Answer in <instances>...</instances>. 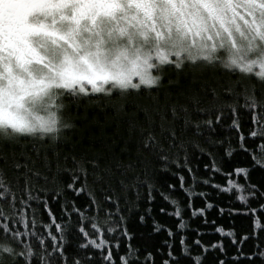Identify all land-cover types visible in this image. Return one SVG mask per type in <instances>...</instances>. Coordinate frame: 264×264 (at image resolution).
<instances>
[{"label": "trees", "instance_id": "1", "mask_svg": "<svg viewBox=\"0 0 264 264\" xmlns=\"http://www.w3.org/2000/svg\"><path fill=\"white\" fill-rule=\"evenodd\" d=\"M232 64L54 88V125L0 126V264H264V70Z\"/></svg>", "mask_w": 264, "mask_h": 264}, {"label": "rangeland", "instance_id": "2", "mask_svg": "<svg viewBox=\"0 0 264 264\" xmlns=\"http://www.w3.org/2000/svg\"><path fill=\"white\" fill-rule=\"evenodd\" d=\"M102 2L114 7L110 14L19 17L34 35L0 43L1 127L46 129L55 123L54 88L97 94L135 81L148 86L168 63L222 54L264 70V0Z\"/></svg>", "mask_w": 264, "mask_h": 264}, {"label": "flooded vegetation", "instance_id": "3", "mask_svg": "<svg viewBox=\"0 0 264 264\" xmlns=\"http://www.w3.org/2000/svg\"><path fill=\"white\" fill-rule=\"evenodd\" d=\"M111 1L118 2V0ZM113 9L112 5H103L102 0H0V43L11 41L23 43L25 36L34 35L32 28L21 26L19 17L30 20L44 15L43 13L54 11L68 12L73 17H77L93 10H103L105 12L102 13L110 14ZM59 12L57 14L60 15ZM76 12L79 14H75ZM120 12L118 11L116 16ZM23 32L28 33L22 34Z\"/></svg>", "mask_w": 264, "mask_h": 264}]
</instances>
